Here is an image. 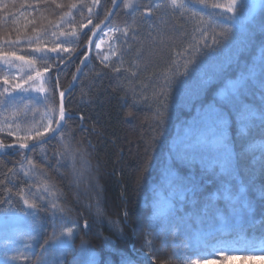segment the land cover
<instances>
[{"label": "trees", "instance_id": "obj_1", "mask_svg": "<svg viewBox=\"0 0 264 264\" xmlns=\"http://www.w3.org/2000/svg\"><path fill=\"white\" fill-rule=\"evenodd\" d=\"M165 2L123 0L94 44L75 88L65 98L64 108L71 117L66 122L65 141L73 149L82 150L87 162L82 175H74L73 161H67L64 167L57 168L55 159H52V167L45 168L44 176L24 177L23 172L19 171L20 151L11 150L0 155V180H6L4 173L14 168L18 179L13 182L6 180L13 191L22 186L21 180L30 181L34 192L37 186L42 190L45 183L50 184L60 195L69 219L79 225L72 239V247L80 251L83 245L85 252L95 254L98 264H104L105 260L108 264H120L123 255L132 257L137 264H147L140 259L143 254L149 256L152 264H193L196 259L200 264H240L243 260L247 261L246 264H264V258L253 262L256 252H264V216H261L259 205L255 214L258 223L246 233V237L252 240V246L241 247L237 244L227 247L224 252L212 251L216 240L211 238L198 247L185 248L183 239L178 238L174 242L171 233L162 230L157 219V214L167 210L173 197L169 187V169L173 166L174 153L183 148L201 104L210 101L212 92L221 87L219 80L213 79L205 92L201 89V81L218 72L221 79L238 75L244 68L243 60L237 63L240 50V38H237L218 55L202 58L198 70L190 78L175 76L177 72H183L186 60L195 57L194 51L185 55L181 53L194 42V37L199 38V34L194 33L193 24L182 19L179 13L173 15L166 11L162 7ZM206 2L209 5H225L230 0ZM38 3L39 0H0V51L7 52L9 45L3 41L8 37L15 39L17 29L21 36L30 35L33 25L28 21L32 19L45 25L52 21L61 25L59 31L75 32L77 35L61 37L62 40L71 41L69 53L62 54L70 58L64 64L56 61L48 70H45L47 65L37 63L36 69L43 73V77L34 81L24 82L27 67L21 62L15 61L16 68L6 69L3 61H0V93L7 87L3 84L5 78L13 85L19 83L21 88H30L23 98L15 100L7 109L0 106V128L5 129L0 131V142L14 143L13 137L6 134L8 125L3 121L6 116L11 119V113L17 109L22 110L21 120L26 119L32 127L47 124L49 119H58L59 92L71 84L86 53L92 33L89 29L104 20L113 6V0H99L98 4H94L93 0H47L46 4L39 5V12L29 7ZM57 4L62 7H56ZM72 4L77 7L71 8ZM125 4L129 7L126 8ZM88 6L93 8L91 24H88ZM146 10H151L150 16L144 15ZM206 11L221 12L222 8H209ZM204 19L210 18L205 15ZM239 21L249 31L256 30L246 53L249 57L254 56L259 50L258 45L264 40V35L259 32V25L264 23V0H239ZM82 23L87 27L81 28ZM124 30L128 31L127 37L123 34ZM105 32L108 35L105 36ZM212 34L209 28V43L212 42ZM97 43L100 44L99 48L95 46ZM13 51L35 55L26 43L16 46ZM113 52L116 54L112 55ZM105 63L108 67L104 66ZM20 68H24V71H20ZM116 68L120 71L116 72ZM169 76H175V82L171 89H165L163 81ZM57 79L60 85L58 90ZM180 81L186 82L181 85ZM45 96L49 100H45ZM158 112L164 117L161 127H157L160 123ZM258 132L253 133L257 139ZM230 135L236 153L243 152L247 143L236 138L235 129ZM153 138L156 143H152ZM61 149L58 135L35 152L26 153L43 167L41 160L45 154L53 157ZM248 163V159L241 160L243 172H247ZM75 167L81 168L79 158L75 161ZM175 167L181 175L188 172L180 163H176ZM218 171L207 173L197 164L191 169V179L200 185L201 198L214 201L217 209L223 213L226 202L217 194H222L226 185L217 175ZM4 186L0 185V201L5 200ZM236 190L234 186L233 191ZM213 194L217 196L215 200L211 198ZM11 203L14 208H23V202L16 195L11 197ZM176 206L181 207L179 201H176ZM5 207L7 203H0V215L7 214L3 211ZM184 209L188 210L187 203ZM85 221L89 224L87 229L84 227ZM62 230L58 224L57 231ZM52 232L53 226L46 213H41L35 230L30 225L11 237L0 232V264H11L5 259L6 255L17 253H23L24 257L17 264H41L40 258L49 252L45 251L48 249L46 241H49ZM28 235L32 236L31 240L27 239ZM224 239L231 241L232 237ZM177 252L180 255H175ZM198 252L209 254L198 257ZM56 256L64 264H70L73 260L72 254ZM46 258L51 259L52 256Z\"/></svg>", "mask_w": 264, "mask_h": 264}, {"label": "snow or ice", "instance_id": "obj_2", "mask_svg": "<svg viewBox=\"0 0 264 264\" xmlns=\"http://www.w3.org/2000/svg\"><path fill=\"white\" fill-rule=\"evenodd\" d=\"M46 3L47 0H39L37 5H29V7L39 12L41 11L39 5ZM93 3L98 4L99 0H93ZM115 4L116 0H113V5ZM56 7L59 8L62 5L57 4ZM70 7L76 8L77 5L72 4ZM125 7H129V5L125 4ZM162 7L173 15L179 13L182 19L193 24L194 33L199 34V38L194 37V42L190 44L189 48L184 49V53H181V55H185L194 51L195 57L186 60L183 72H177L175 76L190 78L198 70L202 58L218 55L237 38H240L237 63L243 60L244 68L238 75L226 76L221 79L218 72L207 80L201 81V89L205 92L208 91L213 79H218L221 87L218 91L212 92L210 101L201 104L197 118L193 121L194 127L185 137L183 148L174 153L173 166L169 169V187L173 197L169 201L167 210L157 214V219L162 230L171 233L174 242L178 238L183 239L185 248L198 247L209 238L216 240V244L212 245L213 252H224L227 247H234L237 244L241 247H251L252 240L246 237V233L258 223L255 219L257 205L262 209L261 216H264V40L258 45L259 50L254 56L246 55L249 45L255 38L256 30L249 31L240 23L239 0H230L225 5L218 3L209 5L206 0H166ZM209 8H222V11H206ZM92 11L93 8L88 6L90 14L88 24L92 23ZM110 12L111 10H109ZM144 15L150 16L151 10H146ZM198 15L199 18H197ZM205 15L210 19L205 20ZM60 19L63 20L64 17L61 16ZM104 21L110 23L109 16H105L104 20L95 24L94 28L89 31L95 35V29H99ZM28 23L33 25L31 34L21 36L17 29L18 35L15 39L8 37L3 41L4 44L9 45L7 52L0 51V61H3L6 69L16 68L15 61H19L27 67L25 83L43 77V73L36 69L37 63L47 65L45 70L51 68L56 61L64 64L70 57H65L62 54L69 53L71 41L62 40L61 37L77 35L75 32L69 34L59 31L61 25L53 24L52 21H49L48 25L42 22L38 23L36 19L29 20ZM80 27H87V24L82 23ZM209 28L213 33L211 43L208 41ZM115 31H119V29H115ZM259 32L264 35V23L259 25ZM123 34L127 37L128 31L124 30ZM85 35L87 34L85 33ZM104 35L106 36L108 33L105 32ZM93 42L92 37H89V44ZM25 43L31 53L35 55L17 54L13 51L16 46ZM95 46L99 48L100 44L97 43ZM49 54L55 55L50 56ZM115 54V52L112 53V55ZM106 59L107 57H105ZM81 63L83 64L85 61H81ZM104 66L108 67L106 63ZM19 70L24 71V68ZM115 71L119 72L120 69L116 68ZM33 72H35V76ZM175 76H169L163 81L165 89H171L175 82ZM76 79L74 76V81ZM185 82L180 81V84ZM3 84L7 87L4 88L3 93H0V106L5 109L30 91V88H21L19 83L13 85L8 78L3 79ZM59 87L57 79L56 89L58 90ZM34 90L41 91V89ZM66 91L59 92L61 106L58 119H49L47 124L32 127L26 119L21 120L22 110L17 109L11 113V119L6 116L3 121L5 125H8L6 134L13 137L14 143L0 142V152L21 150L19 171L23 172L24 177L44 176L45 168L52 167L50 163L52 159H55L57 168L64 167L67 161H73V172L76 176L82 175L87 167L82 150L73 149L72 145L65 141L66 122L71 118L63 106V97ZM44 99L49 100V97L45 96ZM49 111H54V109H49ZM157 119L160 121L157 127H161L164 117L159 112ZM53 124L56 125L55 128L52 127ZM233 129L236 131V138L247 143V148L239 154L235 151L234 140L230 135ZM256 130H259L258 139L253 136ZM0 131H5V129L0 128ZM48 133H52V135L49 136ZM57 135L60 136L62 149L53 157H47L45 154L41 160L43 167L23 151L35 152ZM152 143H156L155 138L152 139ZM77 158L81 163L80 169L75 167ZM242 159L249 160L247 172L241 170ZM176 163L187 168V174L181 175L180 170L175 167ZM197 164L207 173L219 170L217 175L226 185L223 193L217 194L218 198L222 196L226 202L223 213L217 209L214 201L201 198L200 185L191 179V169ZM4 176L8 182L18 179L14 168H9ZM6 180H0V185H5L3 188L5 200L0 201V203H7V207L3 209L4 213L16 212L29 221L33 230L41 219V213H46L52 223L53 232L49 241H46L48 249H45L46 252L49 249L52 250V258H40L41 264H64L62 259L57 258L56 250H60V257L72 254L73 260L70 264H98L93 253H88L85 258L83 245L80 251L72 247V239L77 234L79 225L76 221L69 219L65 208L62 207L63 201L60 195L50 184L45 183L42 190L40 186H37L34 192L30 181L21 180L22 186L17 191H13V188L7 186ZM234 186L237 189L235 192L233 191ZM13 195L18 196L19 200L23 202V208L12 207L11 197ZM176 201L180 202V208H177ZM185 203L188 205V210L184 209ZM58 224L63 229L62 231H57ZM84 227L85 229L89 227L87 221L84 222ZM229 236L232 237L231 241L224 239ZM27 239L31 240L32 236L28 235ZM26 246L30 245L26 244ZM208 254L207 252H198L197 256L205 257ZM175 255H180V253L177 252ZM260 255H264V252ZM23 258V253L5 257L11 264H17ZM104 264H108V261L105 260ZM120 264H137V261L130 256L123 255ZM193 264H200L199 259L194 260Z\"/></svg>", "mask_w": 264, "mask_h": 264}, {"label": "rangeland", "instance_id": "obj_3", "mask_svg": "<svg viewBox=\"0 0 264 264\" xmlns=\"http://www.w3.org/2000/svg\"><path fill=\"white\" fill-rule=\"evenodd\" d=\"M248 2H251V0H245ZM2 62V61H1ZM213 200L217 198L215 194L211 197ZM30 224L29 221L26 220L24 217L14 213V212H8L7 214L0 215V232H2L5 236L11 237L15 233L19 232L23 228H29ZM60 250H56V255L59 254ZM85 258L87 257V252H85ZM262 252H256L253 257V262H259V260L263 259L264 256L260 255ZM52 256V250L49 249V252L45 253L44 257ZM235 261H241V260H235ZM246 260H243L240 262V264H246ZM238 263V262H237Z\"/></svg>", "mask_w": 264, "mask_h": 264}, {"label": "water", "instance_id": "obj_4", "mask_svg": "<svg viewBox=\"0 0 264 264\" xmlns=\"http://www.w3.org/2000/svg\"><path fill=\"white\" fill-rule=\"evenodd\" d=\"M121 2H122V0H117L116 1V4L115 5H113V7L111 8V12L110 13H108L107 14V16H109V20L111 21V19H112V17H113V15H114V13H115V11H116V9L119 7V5L121 4ZM108 23H109V21H104V23L103 24H101V27L99 28V29H95V35H93V33H92V35L90 36V37H92V40L94 41L93 43H91V44H89V40H88V43H87V53H86V55L81 59V61H87L89 58H90V54H91V49H92V46L94 45V43H95V41L97 40V38H98V36H99V34L101 33V31L108 25ZM81 61H80V63H79V67H78V69H79V71H76V73H75V77L77 78L75 81H74V79H73V81H72V83L70 84V86L66 89L67 91H66V93H65V96L63 97V106H64V100H65V98H66V96L74 89V87H75V85H76V83H77V81H78V79H79V77H80V74H81V72H82V68H83V66H84V63L82 64L81 63ZM60 106H61V97L59 96V98H58V112H59V110H60ZM59 118V117H58ZM56 127V125L54 126V128ZM52 135V133H50L49 134V136H51ZM57 136H55V138H56ZM54 139V138H53ZM53 139H51V140H53ZM51 140H49V141H51ZM48 141V142H49ZM16 150H19V149H16ZM6 151H8V150H6ZM20 151V150H19ZM24 151H28V150H24ZM3 152H0V154H2Z\"/></svg>", "mask_w": 264, "mask_h": 264}, {"label": "bare ground", "instance_id": "obj_5", "mask_svg": "<svg viewBox=\"0 0 264 264\" xmlns=\"http://www.w3.org/2000/svg\"><path fill=\"white\" fill-rule=\"evenodd\" d=\"M69 86H70V85H69ZM69 86H68V87H69ZM75 86H76V85H75ZM68 87H67V88H68ZM67 88H66V89H67ZM74 88H75V87H74ZM66 89H65V90H66ZM65 90H64V91H65ZM59 96H60V95H59ZM59 96H58V98H59ZM66 97H67V96H66ZM64 101H65V100H64Z\"/></svg>", "mask_w": 264, "mask_h": 264}]
</instances>
